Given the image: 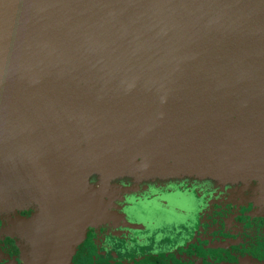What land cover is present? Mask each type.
Returning a JSON list of instances; mask_svg holds the SVG:
<instances>
[{
  "label": "water",
  "instance_id": "water-1",
  "mask_svg": "<svg viewBox=\"0 0 264 264\" xmlns=\"http://www.w3.org/2000/svg\"><path fill=\"white\" fill-rule=\"evenodd\" d=\"M0 50V142L12 144L0 157L35 152L49 176L31 264H71L80 243L60 219L70 143L94 142L103 162L236 171L240 188L264 187L247 174L264 169V0H0ZM156 88H178L180 105Z\"/></svg>",
  "mask_w": 264,
  "mask_h": 264
},
{
  "label": "flooded vegetation",
  "instance_id": "flooded-vegetation-1",
  "mask_svg": "<svg viewBox=\"0 0 264 264\" xmlns=\"http://www.w3.org/2000/svg\"><path fill=\"white\" fill-rule=\"evenodd\" d=\"M259 187L254 181L247 189L211 195L195 227L167 202L136 204L120 230L89 227L74 245L71 264H264V190ZM40 213L38 201L21 209L0 208V264L32 263L34 239L25 229Z\"/></svg>",
  "mask_w": 264,
  "mask_h": 264
},
{
  "label": "rangeland",
  "instance_id": "rangeland-1",
  "mask_svg": "<svg viewBox=\"0 0 264 264\" xmlns=\"http://www.w3.org/2000/svg\"><path fill=\"white\" fill-rule=\"evenodd\" d=\"M112 31L118 34L116 28ZM69 46L75 52L79 50L78 44H69ZM143 50L149 56L159 55L154 52L155 50L150 52L149 47H143ZM3 54L4 52L0 50V57ZM142 64L139 62L134 69H139ZM155 71V76H160V70L156 66ZM82 90L83 86L79 87L76 93L83 94ZM156 90L160 93L158 97L161 103L172 100L175 106L180 105L178 88L174 97L170 95L168 97L164 90L158 88ZM75 99L78 100L76 97ZM70 126L75 134L81 128L77 123ZM11 145L0 142V147L7 148ZM78 145L79 143L66 145L72 151H75L73 149L76 147L77 161L75 166L67 171L71 181L67 183L66 188L72 197L64 202L60 219L64 221L65 232L81 238L80 242L86 236V228L93 225L106 226L110 231L120 230L123 225L125 226L123 221L126 219L129 221L127 216L136 204L143 206L150 201L152 204L167 202L170 208L182 212L186 222L195 227L198 225L199 217L202 218L211 195L224 191H237L240 184L236 182L242 181L240 177L242 175L236 171L225 174L220 170L206 167H199L196 171H173L155 165L136 163L134 161L140 159L130 156L127 159L124 157L118 159V163L124 168L123 171L115 160L104 159L107 160L104 162L99 160L103 156L94 142L91 147L83 145L82 150L78 149ZM0 159V172L3 170L10 172V176L5 181H0V190H5L4 195L0 194V208L21 209L35 202L39 198L40 186L43 187L49 179L45 169H42L43 174L38 170L40 165L37 154L35 152L29 154L32 163L23 153L14 149ZM132 170L139 172L135 173ZM247 174L264 180V169H255ZM25 231L31 238H36L37 224L30 223ZM72 253L71 250L70 259ZM61 257L66 259V256Z\"/></svg>",
  "mask_w": 264,
  "mask_h": 264
},
{
  "label": "trees",
  "instance_id": "trees-1",
  "mask_svg": "<svg viewBox=\"0 0 264 264\" xmlns=\"http://www.w3.org/2000/svg\"><path fill=\"white\" fill-rule=\"evenodd\" d=\"M254 181H251V182H249L248 184H246V185H243L241 188H239V189H247L248 187H249V185H251V183H253ZM255 182H257L258 183V185L261 187L262 185L258 182V181H255ZM259 187V188H260ZM263 187V186H262ZM263 190H264V187H263ZM262 192V191H261Z\"/></svg>",
  "mask_w": 264,
  "mask_h": 264
}]
</instances>
